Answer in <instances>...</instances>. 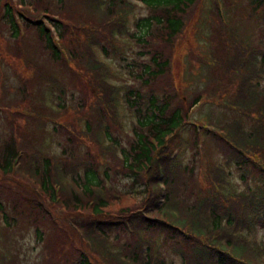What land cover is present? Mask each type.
I'll return each instance as SVG.
<instances>
[{
    "label": "trees",
    "instance_id": "obj_1",
    "mask_svg": "<svg viewBox=\"0 0 264 264\" xmlns=\"http://www.w3.org/2000/svg\"><path fill=\"white\" fill-rule=\"evenodd\" d=\"M82 1L85 4L82 3L83 6L94 11L86 17H64L62 12L71 7L76 2L74 0H0V30L10 38L7 42H16L21 35L31 36L32 39L37 36L33 42L39 46L43 63L66 67L67 75L73 80L70 82L76 89L75 95L71 89L67 94L65 86L56 76L34 66L27 59L23 60L36 71L30 77L45 82V87L50 88L51 92L45 98L40 92L34 99L29 95L24 77H20V84L15 87L19 102L13 106H19L21 112H11L7 104L1 105L5 108L0 109V116L8 123L0 131V211L7 223L5 226L24 223L25 228H29L32 233L35 244L41 245L49 257L58 259L61 264H128L124 258L135 260L138 241L123 226L122 219L134 217L135 211L153 205L144 192L147 187L156 188L154 178H150V174L154 175L151 162L156 153H170L179 145L178 135L185 127L186 121L181 124L183 116H186L183 112L185 106L180 103L176 87L170 81L169 59L176 39L179 40L180 35L183 36L185 30L191 28L188 21L198 4L196 0H139L147 6V13L143 17L139 16L135 25L138 30L133 39L137 48L132 60L125 63L127 69L133 66L135 85L133 83L125 92V84L117 86L107 81L113 73L109 72L100 55H109L107 47L114 41L113 33L115 36L126 32L129 34L125 22L134 8L133 2ZM247 2L250 12H255L260 20V29L254 38L258 45H263L260 55L264 73V0ZM72 20L78 25L83 23L85 27L72 25L75 23ZM219 36V39L226 37L223 33ZM219 39L221 48H216V51L220 55L228 54ZM231 58H220L219 67L215 66L225 74L226 80L222 73L211 79V85L217 87L216 91L222 95L230 97L229 101L235 104V108L248 117L244 116L242 122L235 118L226 123L223 126L225 139L215 131L208 133L209 141L216 145L219 154L227 158L226 161L233 163L236 171H241L240 179L245 180L248 175L253 179V186L245 188L260 211L258 216L264 228V173L249 164L251 157L245 155L251 152L264 159V120L256 108L259 98L255 97L257 89L245 97L239 96L231 82L232 77L224 68ZM243 66L240 63L239 67ZM225 82L226 86L223 85ZM120 88L124 90L122 93L118 92ZM259 94L264 100V85ZM120 101L129 109L133 108L135 120L131 122L130 135L127 130H122L116 117V105ZM51 103L58 109L56 119L70 112L81 117L79 113L82 111L85 118L82 127L74 123L76 118L69 124L61 120L54 123L43 109L44 105L48 107ZM20 120L23 123L15 130ZM48 122L51 123L50 131L61 134L65 141V144H56L57 151L62 155L60 162L64 166L57 173L59 158L48 156L30 144L36 132L45 130ZM189 136L191 140L187 142L186 150L190 152V159L184 162L176 157L174 163L180 170L177 172L172 166L166 173L167 195L178 198L183 213L194 211L204 204L209 206L211 228L208 233L212 235L218 231L219 218L225 216L228 219L229 213L219 202L218 196L223 195L218 189L220 183L217 180L209 181L205 176V180L202 179L199 171L195 176L198 139L193 132ZM174 137L176 142L171 146L170 141ZM107 142L110 151L108 163L121 171V175H113L114 186L116 181L121 184L120 181L125 180L128 182L125 184L127 191L113 189L115 194L107 192L100 197L94 194L93 187L102 188L97 168L103 160L105 148H108ZM17 157L21 159L18 170L13 165ZM108 166L102 171L105 170V176L109 178L107 170L112 171L114 167ZM20 172L28 175L29 179ZM148 176L150 182L145 180ZM131 187H134L133 191H130ZM53 209L57 211L52 213ZM159 210L149 213L150 220L143 215L137 216L131 226L142 223L146 228L144 233L150 239L160 234L161 245L168 244L172 253L179 256L181 264H188L192 258L195 264H240L236 259H228L223 253H216V258L208 261L209 252L197 241H184L178 230L168 229L152 219L168 217ZM55 214L59 215L52 216ZM108 237L103 244V239ZM261 242L264 248V232ZM191 244L196 247H189ZM118 245L126 256L110 254ZM240 252L234 254L241 256ZM159 264L173 263L162 261Z\"/></svg>",
    "mask_w": 264,
    "mask_h": 264
},
{
    "label": "rangeland",
    "instance_id": "obj_2",
    "mask_svg": "<svg viewBox=\"0 0 264 264\" xmlns=\"http://www.w3.org/2000/svg\"><path fill=\"white\" fill-rule=\"evenodd\" d=\"M76 2L71 4V7H68L66 11L62 12L64 14V17L66 15H74V16H81L86 17V14L88 13L89 9H87L85 6L82 5L84 2L82 0H74ZM221 3L222 7V13L227 18L228 22L232 23L237 30L239 31V35L245 36L249 39H252V42H256V40L253 39V35L257 32L258 29H260V26L255 21H258V15L255 13L251 16L249 12V7L247 6L246 0H218ZM85 5V4H84ZM147 13L146 8H137L134 11L135 15L138 16H144ZM217 17L213 16L211 17V20L216 21ZM79 20V19H78ZM74 21V20H72ZM75 22V21H74ZM76 23V22H75ZM78 23V22H77ZM76 23V24H77ZM78 25V24H77ZM224 27H226L232 35L236 36L235 29L230 27L227 24H223ZM137 30H135V33L133 37L137 35ZM217 26H213L212 28L208 29V26H204L203 33L207 35L211 34L214 44H211L212 50L216 51V37L217 35ZM186 33V31H185ZM22 37V36H21ZM16 39V42H12L7 44V40L10 38L8 35L3 31L0 30V104L4 105L7 104L9 106V110H13L15 103H18V94L16 93V86L20 84V77H24V82L27 84V88L29 91L30 97L33 96V98H37L34 96H39L40 92L47 96V92H51L50 88L45 87V82H38L34 77H30L31 74L35 73V69L31 66L25 65V63H22V60L26 58L30 61L31 64L34 66H38L40 69L45 70L48 72V74L56 76L57 79H59L62 84L65 86V91L67 94H69V89L73 91V94H76L75 86L71 84L73 82L72 78L69 77L70 75H67V68H62L59 66H54L51 64H45L43 63L42 59L43 55L41 54L39 50L38 44L33 42L32 37L25 38V35H23L22 38ZM26 40H25V39ZM19 39H21L19 41ZM24 39V40H23ZM30 39V40H29ZM219 39V37H218ZM6 40V41H4ZM23 40V41H22ZM22 41V42H21ZM2 42V43H1ZM6 42V44L4 43ZM26 42V43H25ZM28 42V43H27ZM23 43V44H22ZM25 43V44H24ZM184 43L183 38L181 37L180 42H176V51L173 56V65L172 70L178 73L179 80L181 82L176 81L175 75L173 76V81L175 82V87L177 91H180L186 95V97L189 99L193 94V92H196L198 89L200 91H206L208 93H211L214 86L211 85V79L220 76L221 71L217 70L215 67H209L206 66L203 68H198V65L196 64L197 61V55L193 52L192 48L188 47L187 50L185 47H182L181 45ZM2 44V45H1ZM4 45V46H3ZM132 46V47H130ZM135 43L129 42L125 38H122L119 40V42H116L115 47L117 48L118 58L115 59V55L111 54V51L107 48V52H109V57L111 59V65L114 63L118 73L120 74V82H128V83H134L135 85V72L133 69V66H130L129 69L125 68V63L132 60L134 51L137 48V45L135 46ZM130 47V48H128ZM263 48V45H262ZM128 49L133 50L131 53H129ZM218 56H221L217 51L215 52ZM128 56L125 59V56ZM114 58V59H113ZM124 59V60H123ZM120 64V65H118ZM119 66L122 68H119ZM45 67V68H42ZM14 72H13V70ZM34 69V70H33ZM124 70L129 73V78L125 79ZM17 74V75H16ZM71 81V82H70ZM186 85L184 87L183 85ZM71 87L69 88V86ZM73 95V99L76 100V97ZM206 98V102L201 103L197 107H193L191 109L190 114H196L198 117H201L203 114L207 116L208 120L212 124L224 126L226 121L230 119H235L239 117V119H242L241 115L234 114L230 112L225 106L217 105L219 103L217 102H209L208 96H204ZM214 105V106H213ZM23 106V105H22ZM38 107V106H36ZM37 109V108H36ZM9 113V112H8ZM120 113L123 115L124 111L120 110ZM79 116L76 117V114H70L68 115H59L58 119H62L65 123H71L74 122L76 118L77 123L79 126L82 125V121L84 118L83 113H79ZM128 116L123 117V120L125 124L127 125V118ZM6 119H2L0 116V131L4 130L7 126ZM23 123L22 120H20L19 123L15 125V130L18 128V125H21ZM48 131V130H47ZM46 132L41 131L31 140L37 147H42L47 153H51L52 155H56L58 152L56 149L57 145L56 142H60L65 144V141H63V136L60 134H55L49 131L47 135L41 136ZM205 147L207 151L208 157H210V161L212 164L215 165L217 162H221L222 156H220L219 151L216 148V145H214L211 141L205 142ZM76 151V148L75 150ZM78 153L79 147H77ZM189 151L186 152L182 159L183 161L187 162L189 161ZM222 163V162H221ZM109 168L114 167L110 163L108 166ZM107 167V168H108ZM230 177H232L230 183L232 182V188H234V191L237 192V190H240L242 192H248L245 188V186H253V179L250 177V175L246 176V179L243 178L240 179V172L236 171L235 168H232ZM109 177L111 180H113V175L116 177L118 175H121V171L116 167L112 171L109 169L107 170ZM194 174L197 175V168L194 167ZM243 174V173H242ZM195 175V176H196ZM242 181V182H241ZM119 182L116 181L115 183V189H118L120 191H127L125 184V180H121ZM129 187V186H128ZM134 187L130 188V191H133ZM143 207V205H142ZM58 209L57 207H54ZM53 209V212H56L57 210ZM59 214H55L52 216H58ZM69 218V217H68ZM263 231V228H262ZM32 233H30L29 228H25L24 223H17L16 226H5L2 222H0V264H61L58 259H53L49 257V254L46 253V251L43 250V247L41 245L35 244V242L32 239ZM262 237V236H261ZM167 243V242H166ZM162 256L164 257V261L169 260L170 262L174 264H180V259L176 255L172 253L170 250L168 244L166 246H163L161 248Z\"/></svg>",
    "mask_w": 264,
    "mask_h": 264
},
{
    "label": "bare ground",
    "instance_id": "obj_3",
    "mask_svg": "<svg viewBox=\"0 0 264 264\" xmlns=\"http://www.w3.org/2000/svg\"><path fill=\"white\" fill-rule=\"evenodd\" d=\"M25 32H26V31H25ZM26 33H27V32H26ZM31 33H32V32H31ZM34 33H36V32H34ZM24 34H25V33H24ZM29 36H30V35H29ZM22 37H23V36H22ZM22 37H21V38H22ZM36 37H37V36H36ZM36 37H35V38H36ZM25 38H27L26 35H25ZM25 38H24V39H25ZM28 38H29V37H28ZM35 38H33V40H34ZM24 39H23V40H24ZM20 40H21V39H19V41H20ZM23 40H22V41H23ZM25 40H26V39H25ZM29 40H30V39H29ZM4 41H6V40H4ZM22 41H21V42H22ZM1 43H2V42H1ZM4 43L6 44V42H4ZM10 43H12V42H10ZM25 43H26V42H25ZM25 43H24V44H25ZM27 43H28V42H27ZM7 44H9V42H8ZM22 44H23V43H22ZM1 45H2V44H1ZM3 46H4V45H3Z\"/></svg>",
    "mask_w": 264,
    "mask_h": 264
}]
</instances>
